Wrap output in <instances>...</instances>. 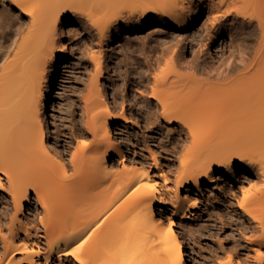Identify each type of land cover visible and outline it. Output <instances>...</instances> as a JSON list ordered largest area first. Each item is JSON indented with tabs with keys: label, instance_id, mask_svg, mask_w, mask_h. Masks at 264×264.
Masks as SVG:
<instances>
[{
	"label": "bare ground",
	"instance_id": "obj_1",
	"mask_svg": "<svg viewBox=\"0 0 264 264\" xmlns=\"http://www.w3.org/2000/svg\"><path fill=\"white\" fill-rule=\"evenodd\" d=\"M9 4L18 12L20 39L0 75V186L4 179L13 207L11 214L6 209L0 215V264H189L173 219L190 218L204 190L221 176L234 180L237 172L238 213L250 228L246 243L263 261L264 0ZM202 16L200 29L208 42L223 30L226 41L233 40L237 25L257 21V44L241 43L218 63L208 59V49L198 48L187 57L196 42L183 35L193 32ZM77 25L91 33L100 54L93 56L95 70L83 97L88 121L81 133L91 134L92 140H80L67 162L63 148L49 136L55 84L69 65L68 27ZM150 27L164 30L167 37L150 45L139 76L133 78L139 90L134 98L142 103L139 113L126 112L122 102L114 116L113 108L120 104L114 99L116 105H109L98 78L105 69L103 48L121 31L129 36ZM132 115H140L150 129L190 138V149L178 161L173 195L155 179L162 173L157 151L152 150L155 174L139 139L134 144L128 138L131 153L126 147V155L109 129L111 118L118 123ZM134 125L141 128L137 120ZM154 147L160 148L157 143ZM164 195L173 206L170 220L153 206ZM32 196L36 205L27 215ZM221 264L239 262L230 257Z\"/></svg>",
	"mask_w": 264,
	"mask_h": 264
},
{
	"label": "rangeland",
	"instance_id": "obj_2",
	"mask_svg": "<svg viewBox=\"0 0 264 264\" xmlns=\"http://www.w3.org/2000/svg\"><path fill=\"white\" fill-rule=\"evenodd\" d=\"M0 5H2L0 7V75H2L6 65L13 57V50L20 37L15 29L17 26L15 21L19 19L16 15L18 12L9 4V0H1ZM203 17L193 32L183 35L185 41L193 40L196 42L192 46V50L186 52L187 57H191L193 51L198 48L208 49V55H206L208 59L218 63L237 45L241 43L256 45L260 37L257 21L254 20L252 24L246 27L237 25L232 32L233 40L226 41V32L223 30L221 34L208 42V35H204L200 29ZM71 27H68L67 39L69 65L62 70L55 84L56 97L51 110V132L49 136L51 143L56 141L63 148L67 162L80 140L84 139L87 142L92 140L91 134L81 133L86 130L85 126L88 121L83 97L87 94L90 79L94 74L93 59L95 55L100 54V47H98L91 33L82 26ZM202 35L204 36L200 39ZM162 37H167L166 32L155 27L129 36L121 31L117 39H113L108 47L103 48L105 69L98 78L104 87L105 97L109 105L114 106V99L117 105L120 104L117 110L113 108L115 110L113 111L114 116L120 113L122 102L126 112L139 113L142 103L141 101L136 102L133 95L134 91H139L133 85L134 79L139 76L136 72L142 70L145 53L151 50L149 49L151 48L150 45H154L155 41ZM14 41L15 44H13ZM113 119H110L109 129L122 142L126 155H128L126 147L130 148L129 153H131L128 138L134 144L136 139H139V148L142 149L143 157L149 163L152 173L155 174L159 172L153 166L152 153L154 151L152 150L157 151L156 155H158L162 173L157 174L155 179L161 189L169 190L170 195H173L175 187L173 179L178 172V161L190 149V138L186 141L182 132L150 129L140 115L131 116L134 121H139L140 129L134 125V121L131 119L118 123H114ZM203 137L208 141L209 134L205 133ZM156 143L160 146L159 151L154 147ZM139 148L136 146L138 153H140ZM236 177L231 180L221 176L216 185L209 190H204L194 207L193 204H189L190 207H193V214L190 218L173 219L175 226L183 235L184 249L189 258V264H221L228 261L230 257L233 263L238 260L239 264H264V260L259 261L246 243L249 233L247 229L250 228L247 219L238 213V196H236V189L234 188L240 178L238 172ZM1 183L0 215L6 209L11 214L13 212L12 203L4 191L7 183L4 179L1 180ZM180 193L183 195L185 191L182 190ZM163 197L162 202L154 201L153 206L156 212H161L167 220H170L173 211L172 202L168 196L164 195ZM35 205L36 202L32 196L31 203L26 204L25 213L30 215ZM157 206L161 208L158 210L156 209Z\"/></svg>",
	"mask_w": 264,
	"mask_h": 264
},
{
	"label": "snow or ice",
	"instance_id": "obj_3",
	"mask_svg": "<svg viewBox=\"0 0 264 264\" xmlns=\"http://www.w3.org/2000/svg\"><path fill=\"white\" fill-rule=\"evenodd\" d=\"M0 7H2V5H0Z\"/></svg>",
	"mask_w": 264,
	"mask_h": 264
}]
</instances>
